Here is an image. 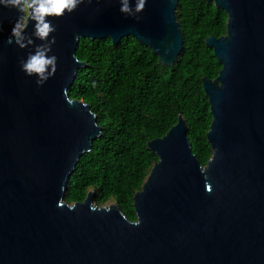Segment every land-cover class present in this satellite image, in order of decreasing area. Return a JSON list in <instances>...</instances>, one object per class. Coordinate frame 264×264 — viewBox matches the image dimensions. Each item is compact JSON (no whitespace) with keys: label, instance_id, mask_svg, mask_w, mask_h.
<instances>
[{"label":"water","instance_id":"obj_1","mask_svg":"<svg viewBox=\"0 0 264 264\" xmlns=\"http://www.w3.org/2000/svg\"><path fill=\"white\" fill-rule=\"evenodd\" d=\"M207 1L228 14L227 33L206 39L222 64L215 79L202 77L212 156L200 162L180 115L148 142L158 160L134 195L135 220L117 202L99 206L94 190L66 200L102 133L91 106L69 95L85 66L76 52L83 37L117 46L132 36L173 66L184 48L179 0H148L139 19L119 0H86L53 19L58 70L43 87L20 68L34 46L7 43L18 13L0 9V264H264V0Z\"/></svg>","mask_w":264,"mask_h":264},{"label":"trees","instance_id":"obj_2","mask_svg":"<svg viewBox=\"0 0 264 264\" xmlns=\"http://www.w3.org/2000/svg\"><path fill=\"white\" fill-rule=\"evenodd\" d=\"M176 17L184 48L173 66L159 63L150 47L132 36L115 46L111 38L79 41L76 55L85 66L69 89L91 106L102 133L79 160L66 191L69 203L117 202L136 219L134 195L142 189L158 156L148 142L163 137L181 115L193 152L206 165L212 156L207 132L212 122L202 77L215 79L222 68L206 39L227 33L228 14L207 0H179Z\"/></svg>","mask_w":264,"mask_h":264},{"label":"clouds","instance_id":"obj_3","mask_svg":"<svg viewBox=\"0 0 264 264\" xmlns=\"http://www.w3.org/2000/svg\"><path fill=\"white\" fill-rule=\"evenodd\" d=\"M148 0H135L133 7L132 0H119L121 4L120 12L126 16L139 19V13L145 10ZM86 0H0V9L14 8L18 13L16 21L11 29V34L7 43H15L20 49L34 46V51H30L27 58L20 60V68L27 76L36 77V83L39 87L51 78L55 77L58 70V57L52 53L53 45L56 44V37L53 35L57 32V25L52 23L53 19H62L73 12L77 11L81 4ZM92 3V0H87ZM30 23L33 26L31 33H28ZM3 30V20L0 17V31ZM35 38V39H34ZM39 40V45L35 41ZM73 59L78 62L76 57ZM66 102L72 106L71 99L67 96V90H64ZM202 174L204 169H201ZM206 191L212 193L213 189L206 185ZM58 206L63 207L61 200ZM75 210V208H68ZM90 209L96 211L93 205ZM139 223L132 225L139 226Z\"/></svg>","mask_w":264,"mask_h":264},{"label":"rangeland","instance_id":"obj_4","mask_svg":"<svg viewBox=\"0 0 264 264\" xmlns=\"http://www.w3.org/2000/svg\"><path fill=\"white\" fill-rule=\"evenodd\" d=\"M110 203H114V202H110Z\"/></svg>","mask_w":264,"mask_h":264}]
</instances>
